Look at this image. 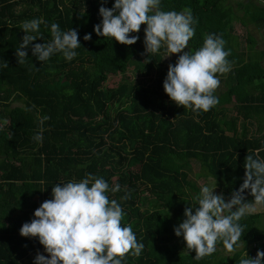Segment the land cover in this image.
I'll use <instances>...</instances> for the list:
<instances>
[{
	"label": "trees",
	"instance_id": "trees-1",
	"mask_svg": "<svg viewBox=\"0 0 264 264\" xmlns=\"http://www.w3.org/2000/svg\"><path fill=\"white\" fill-rule=\"evenodd\" d=\"M114 3L0 0V107L7 109L0 110V119H8L0 124V264H35L38 254L50 258L38 237L22 236L20 229L53 199L55 184L79 182L89 173L110 189L121 186L107 195L120 203L122 225H131L144 244L139 257L128 254L122 264H239L242 257L255 258L264 251V206L239 221L243 233L233 262L221 260L227 254L222 242L212 255L194 259L195 251L174 229L186 218L185 208L196 205L187 191L194 186L188 178L193 160L200 166L197 175L216 185L226 202L244 182L247 154L256 158L258 150L264 160V50L251 42L250 32L244 49L233 31L235 21L264 28V0H238L241 15L225 0H161L163 11L191 9L195 35L183 51L194 53L207 34L222 36L231 50V71L217 75L233 106L199 114L176 105L163 87L169 65L183 52L168 62L165 46L147 53L146 24L130 34L139 36L132 45L97 35L100 7ZM32 19L43 23L20 65L16 49L26 35L20 26ZM52 23L62 32H78L81 44L71 61L63 53L45 62L33 55L34 44L51 41ZM112 75L117 84L107 86ZM37 133L42 142L33 139ZM244 195L253 202L250 190Z\"/></svg>",
	"mask_w": 264,
	"mask_h": 264
},
{
	"label": "clouds",
	"instance_id": "clouds-1",
	"mask_svg": "<svg viewBox=\"0 0 264 264\" xmlns=\"http://www.w3.org/2000/svg\"><path fill=\"white\" fill-rule=\"evenodd\" d=\"M106 3V0H104ZM161 0H115L112 8L99 9L102 25H95L97 35L115 38L121 44L132 45L139 36L141 26L145 28L146 52L155 54L166 46L168 55L179 54L177 62L170 64L163 87L167 95L178 106L199 114L207 112L219 104L214 95L220 86L218 75L231 71L228 60L231 50H225L226 41L222 36L207 34L203 46L194 53L183 51L188 48L195 35L192 27L191 9L184 11H163ZM118 13V14H117ZM42 19H32L21 24L26 33L23 42L16 49L18 63L26 62L27 47L38 37ZM52 39L36 43L33 55L40 61H47L54 53H63L71 61L77 56L80 46L75 29L62 32L57 23L51 24ZM86 34L84 40H90ZM8 65L6 64L5 67ZM44 117L41 120H47ZM42 142V133L34 137ZM245 179L240 188L232 193L229 201L215 193L212 187L204 185L195 198L196 205L185 208V219L175 227L176 236H183L187 249L195 251L196 260H201L216 251L218 242L225 250L234 252L238 246L243 227L239 221L255 212L256 206H264V160L245 157ZM250 190L253 202H245V190ZM119 192L116 184L111 189L108 182L91 173L79 182L55 184L53 199L45 200L35 210L30 223H24L20 234L25 237H38L49 256L38 254L35 264H122L128 254L139 257L144 244L137 241L132 226H123L125 213L116 199H109L107 193ZM129 195L121 197L127 200ZM239 264H264V251L257 252L255 258L242 257Z\"/></svg>",
	"mask_w": 264,
	"mask_h": 264
},
{
	"label": "rangeland",
	"instance_id": "rangeland-1",
	"mask_svg": "<svg viewBox=\"0 0 264 264\" xmlns=\"http://www.w3.org/2000/svg\"><path fill=\"white\" fill-rule=\"evenodd\" d=\"M226 4H229L232 6V8L235 10V12L239 13L240 15L242 13H244V8L243 6H239L237 4L238 0H225ZM235 27H234V33L238 38V41L240 42V45L245 49L246 45H248V33L250 32L252 37H251V42L253 44H255V47L257 46L259 49L264 50V28H256L254 27V25L252 24H240V22L235 21L234 22ZM166 49V46H165ZM240 49V48H239ZM168 52L166 50V53L164 54L163 58L164 60H166V62H168L170 59L173 58V56H175L176 54H171L169 56ZM262 64L264 65V57L262 59ZM116 76H109V78L107 79V81L105 82V84L107 86H115L117 83L116 81ZM220 79V78H219ZM218 92H220L219 94V104L220 106L223 107H232L233 106V100L231 99L232 97H229V99H225L223 97V93H221V91H224V82L220 79V86L217 89ZM13 104V103H12ZM15 104H21V100H15L14 101V105ZM0 110L2 112V114L6 113L5 107H0ZM8 122V119H0V124H5ZM200 170V166L199 163L196 161H192L191 166L188 170V178H190L193 182H194V186H187V191L189 194L190 198H193L195 200V198L199 195L200 191L197 190V187H202L205 185L204 181H205V177L204 176H198L197 173ZM209 187H212L213 190L215 191L216 194H221L217 188L216 185H214L213 183H207L206 184ZM227 199H225L226 201ZM252 214V213H251ZM253 217V216H252ZM256 217L252 218V221L254 222ZM263 219H264V215H263ZM49 255V254H47ZM236 259V255L234 252H227V254L221 259V260H228L229 262H233Z\"/></svg>",
	"mask_w": 264,
	"mask_h": 264
}]
</instances>
